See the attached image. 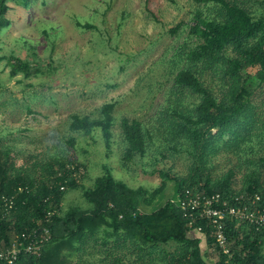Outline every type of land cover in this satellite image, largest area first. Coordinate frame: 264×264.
<instances>
[{
  "label": "trees",
  "instance_id": "obj_1",
  "mask_svg": "<svg viewBox=\"0 0 264 264\" xmlns=\"http://www.w3.org/2000/svg\"><path fill=\"white\" fill-rule=\"evenodd\" d=\"M39 1L0 0V36L16 30L35 57L27 14ZM194 3L191 23L170 31L176 35L184 26L185 41L154 65L167 81L155 119L125 117L116 132V102L102 106L95 119L72 115L65 145L46 161L30 157L22 166L0 144V252L35 231L48 229L51 237L40 254L3 264L223 262L210 222L191 226L177 202L187 193L221 194L230 202L264 195V13L250 5L264 9V0ZM32 22L48 36L43 18ZM76 26L96 29L79 20ZM5 61L11 79L40 73L34 60L0 55V64ZM96 132L110 152L118 138L123 168L151 167L160 185L133 189L108 169L87 183L88 166L74 153ZM181 159L186 166L179 168ZM70 193L81 201L69 202ZM223 225L231 264H264V228L232 218Z\"/></svg>",
  "mask_w": 264,
  "mask_h": 264
},
{
  "label": "rangeland",
  "instance_id": "obj_2",
  "mask_svg": "<svg viewBox=\"0 0 264 264\" xmlns=\"http://www.w3.org/2000/svg\"><path fill=\"white\" fill-rule=\"evenodd\" d=\"M46 1L42 6L40 0L27 14L31 29L26 38L37 43V57L16 30L0 36L1 56L34 60L40 70L30 80L22 75L11 79L6 61L0 64V144L13 149L18 166L30 157L33 163L56 154L65 145L72 115L95 119L102 106L116 102V132L125 117L145 123L155 119L165 99L167 81L154 72V65L185 41L184 26L191 23L195 9L194 0ZM250 5L254 12L264 13L263 7ZM40 18L48 36L42 28L38 30L40 24L32 22ZM78 20L96 29H79ZM181 23L184 26L172 35L170 31ZM101 138L96 132L87 141L82 139L74 153L88 166L87 183L108 169L133 189L160 185V179L150 176L151 167L123 168L118 138L112 152ZM176 166L182 168L186 163L181 159ZM68 198L73 203L81 201L77 194L70 193Z\"/></svg>",
  "mask_w": 264,
  "mask_h": 264
},
{
  "label": "built area",
  "instance_id": "obj_3",
  "mask_svg": "<svg viewBox=\"0 0 264 264\" xmlns=\"http://www.w3.org/2000/svg\"><path fill=\"white\" fill-rule=\"evenodd\" d=\"M177 205L182 211L183 217L190 222L191 226L203 220L210 222L217 247L225 258L219 264H231L232 261L223 225L226 220L232 218L248 222L257 230L264 228V195L257 194L251 200L236 198L230 202L221 194L187 193L184 198L179 199ZM52 215L53 213H49V216ZM43 232L42 235L38 234L37 231L29 236L24 235L10 248L0 252V264L13 263L23 254H40L51 239L48 229H43Z\"/></svg>",
  "mask_w": 264,
  "mask_h": 264
}]
</instances>
